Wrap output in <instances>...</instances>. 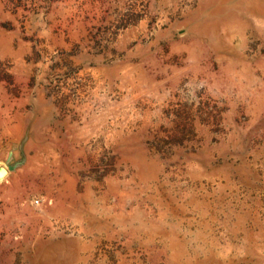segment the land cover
Masks as SVG:
<instances>
[{"label": "rangeland", "instance_id": "obj_1", "mask_svg": "<svg viewBox=\"0 0 264 264\" xmlns=\"http://www.w3.org/2000/svg\"><path fill=\"white\" fill-rule=\"evenodd\" d=\"M0 264H264V0H0Z\"/></svg>", "mask_w": 264, "mask_h": 264}, {"label": "bare ground", "instance_id": "obj_2", "mask_svg": "<svg viewBox=\"0 0 264 264\" xmlns=\"http://www.w3.org/2000/svg\"><path fill=\"white\" fill-rule=\"evenodd\" d=\"M0 168L3 169L2 171H0V180H1V179L5 178V176L7 175L8 172H7V169L5 167L0 166Z\"/></svg>", "mask_w": 264, "mask_h": 264}, {"label": "water", "instance_id": "obj_3", "mask_svg": "<svg viewBox=\"0 0 264 264\" xmlns=\"http://www.w3.org/2000/svg\"><path fill=\"white\" fill-rule=\"evenodd\" d=\"M3 169L2 168H0V171H2Z\"/></svg>", "mask_w": 264, "mask_h": 264}]
</instances>
